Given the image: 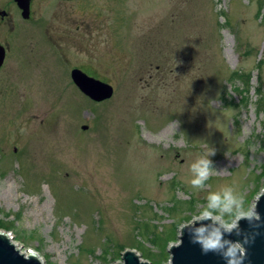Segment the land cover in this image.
<instances>
[{
    "label": "rangeland",
    "instance_id": "374dc122",
    "mask_svg": "<svg viewBox=\"0 0 264 264\" xmlns=\"http://www.w3.org/2000/svg\"><path fill=\"white\" fill-rule=\"evenodd\" d=\"M103 9L83 49L28 32L20 46L0 28L15 50L0 68V230L42 264H115L138 245L167 264L209 194L230 187L247 207L263 187L264 0L84 6ZM71 66L108 79L113 95L90 100ZM235 71L250 73L248 91ZM209 147L217 173L194 189L190 166Z\"/></svg>",
    "mask_w": 264,
    "mask_h": 264
},
{
    "label": "clouds",
    "instance_id": "9594fccd",
    "mask_svg": "<svg viewBox=\"0 0 264 264\" xmlns=\"http://www.w3.org/2000/svg\"><path fill=\"white\" fill-rule=\"evenodd\" d=\"M175 124L178 125L177 122ZM214 154V149L209 147L204 155L191 164L190 184L194 189H203L205 182L217 173L212 161L208 159ZM262 195H264V189L251 205L245 207L243 195L234 194L230 187L225 188L222 193L209 194L207 203L195 213H190V219L179 224L177 239L169 246V249L182 244L184 230H187L190 242L198 244L203 254L219 255L225 264H244L247 257L245 246L249 244L250 238L243 236L240 240H231L226 237L241 236V220L249 224L260 220L256 205ZM168 264H171V259Z\"/></svg>",
    "mask_w": 264,
    "mask_h": 264
},
{
    "label": "flooded vegetation",
    "instance_id": "af4514ba",
    "mask_svg": "<svg viewBox=\"0 0 264 264\" xmlns=\"http://www.w3.org/2000/svg\"><path fill=\"white\" fill-rule=\"evenodd\" d=\"M27 9L21 7L16 0H0V28H9V33L15 32L19 39L20 46L24 45L26 32L35 37V44H45L47 41L51 44L52 50H61L65 48L67 51L72 49H83V34H92L96 32L97 26L105 24L106 18L103 15L104 10L84 11L85 4H90L92 0H27ZM28 11V17L23 14ZM46 11V13H44ZM109 17V22L118 23L119 11L113 12ZM115 13V14H114ZM25 23H35V26H25ZM43 23L46 24L43 25ZM110 30V27H107ZM81 33V34H80ZM120 39V35H119ZM0 44L5 49V57L2 65L6 61L11 52L6 39L2 38L0 33ZM118 44V42H117ZM36 45L37 47H40ZM32 47V44H30ZM86 47V46H85ZM39 49V48H38ZM18 53V52H17ZM19 54V53H18ZM22 56V53L19 54ZM64 60H68L65 56ZM0 66V68L2 67ZM78 68L84 73L98 80L107 82L108 79H101L88 69L80 66H71L69 68V76L71 79V70Z\"/></svg>",
    "mask_w": 264,
    "mask_h": 264
},
{
    "label": "water",
    "instance_id": "95a60500",
    "mask_svg": "<svg viewBox=\"0 0 264 264\" xmlns=\"http://www.w3.org/2000/svg\"><path fill=\"white\" fill-rule=\"evenodd\" d=\"M16 1L21 7L27 9V0ZM23 15L28 17V11L26 10ZM4 57L5 49L0 44V66L4 61ZM71 80L81 93L94 102L104 101L113 95L114 89L111 84L89 76L78 68L71 70ZM82 128L86 129L87 126L83 125ZM262 189H264V184ZM256 211L260 216L259 221L249 224L247 221L241 220V236L232 235L226 237L231 240H240L243 236L250 238L249 244L245 246L247 248V257L244 264H264V195L258 200ZM171 244L173 243H170L167 247L171 264H225L219 255L213 253L203 254L198 244L190 242L187 230H184L182 244L179 247L169 249ZM0 264L42 263L35 253L26 254L19 251L10 237L5 232L0 231ZM115 264H151V262L144 259L135 249L125 248L121 253V259Z\"/></svg>",
    "mask_w": 264,
    "mask_h": 264
},
{
    "label": "trees",
    "instance_id": "16d2710c",
    "mask_svg": "<svg viewBox=\"0 0 264 264\" xmlns=\"http://www.w3.org/2000/svg\"><path fill=\"white\" fill-rule=\"evenodd\" d=\"M235 75H238V76L242 75L240 78L243 80L244 84L246 85L244 90H245V92L248 91V87H249V83L248 82H249V79H250V73L244 74L242 72L235 71V72H233V75L231 76V79H234L236 77ZM243 100L246 101L247 98L245 96H243ZM260 104H262V101H259V105ZM155 237H156V235H153L152 238H155ZM136 249L141 252V256L142 257L147 258V259H152V255L150 253L146 252L141 245H138L136 247ZM150 262L152 263V261H150Z\"/></svg>",
    "mask_w": 264,
    "mask_h": 264
},
{
    "label": "bare ground",
    "instance_id": "6f19581e",
    "mask_svg": "<svg viewBox=\"0 0 264 264\" xmlns=\"http://www.w3.org/2000/svg\"><path fill=\"white\" fill-rule=\"evenodd\" d=\"M19 249V248H18ZM19 251H20V249H19Z\"/></svg>",
    "mask_w": 264,
    "mask_h": 264
}]
</instances>
